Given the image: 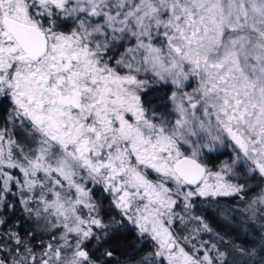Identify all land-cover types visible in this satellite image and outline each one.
Returning a JSON list of instances; mask_svg holds the SVG:
<instances>
[{
    "label": "snow or ice",
    "instance_id": "snow-or-ice-1",
    "mask_svg": "<svg viewBox=\"0 0 264 264\" xmlns=\"http://www.w3.org/2000/svg\"><path fill=\"white\" fill-rule=\"evenodd\" d=\"M0 264H264V0H0Z\"/></svg>",
    "mask_w": 264,
    "mask_h": 264
},
{
    "label": "trees",
    "instance_id": "trees-1",
    "mask_svg": "<svg viewBox=\"0 0 264 264\" xmlns=\"http://www.w3.org/2000/svg\"><path fill=\"white\" fill-rule=\"evenodd\" d=\"M220 160H227V151H221ZM219 205L216 203L209 205H200L198 211H202L207 222L225 239L234 240L237 243H244L246 246L253 238V230L246 225L243 216L240 213L225 214L224 209L236 207L235 197L218 198ZM243 203V202H239ZM234 216V218H233ZM204 238L208 237L204 235ZM137 246V238L133 233H125L118 241L114 242L115 251L121 259L131 255Z\"/></svg>",
    "mask_w": 264,
    "mask_h": 264
},
{
    "label": "rangeland",
    "instance_id": "rangeland-1",
    "mask_svg": "<svg viewBox=\"0 0 264 264\" xmlns=\"http://www.w3.org/2000/svg\"><path fill=\"white\" fill-rule=\"evenodd\" d=\"M221 151H227V156H228V153L231 151L230 149H221ZM205 236L208 237V234H204Z\"/></svg>",
    "mask_w": 264,
    "mask_h": 264
}]
</instances>
